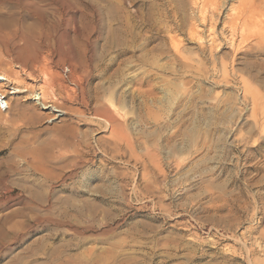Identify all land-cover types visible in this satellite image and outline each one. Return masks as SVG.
I'll return each mask as SVG.
<instances>
[{"label": "rangeland", "instance_id": "1", "mask_svg": "<svg viewBox=\"0 0 264 264\" xmlns=\"http://www.w3.org/2000/svg\"><path fill=\"white\" fill-rule=\"evenodd\" d=\"M204 1L0 0V36L44 30L54 70L90 66L122 125L78 101L54 116L9 83L0 264H264V47L259 26L229 21L240 0ZM13 46L0 70L47 87Z\"/></svg>", "mask_w": 264, "mask_h": 264}, {"label": "bare ground", "instance_id": "2", "mask_svg": "<svg viewBox=\"0 0 264 264\" xmlns=\"http://www.w3.org/2000/svg\"><path fill=\"white\" fill-rule=\"evenodd\" d=\"M206 4L208 6H211L210 8L215 9V6L218 4V1L217 0H205L203 7L206 6ZM239 4H241L240 8L235 7L236 9H239V10H236L237 12H235V9L233 6L230 8L231 11H233V13L230 14L232 16V19L230 18L229 21H231V20L236 21V19H238V20L242 19L245 26L249 22L254 23V25L257 26V27L255 26L256 29L259 26L258 31L257 30H256L257 32L255 31V34L257 33L256 36L258 35L256 42L259 43V44L258 43L257 44L260 45V47H264V28H263L264 27V24H263L264 23L263 22L264 21V0H240ZM0 16H4V15H0ZM202 16H203V14H201V17ZM6 19H7L6 22H8L11 26H14V19L15 18L12 15H7ZM205 20H206V17H202L201 21H205ZM15 23H16V21H15ZM238 23H240V21L236 22V24H238ZM231 26L233 27V24H231ZM251 26L252 25H250V27ZM247 27H249V26H247ZM190 29H191L190 33H192V35L196 34V32H194L192 30V28H190ZM254 29L252 28L253 33H254ZM240 31H241V29H240ZM26 34L27 33H24V34L21 33V35H18V31H15L14 33L11 32V34L7 35V39H5L4 35L0 36V41L9 40V43L11 45H14L13 46L14 48L16 47L18 49V53L20 52V56H18L16 53L18 62L23 67H30L29 74L33 75V78H30L28 76L29 79H33L32 81H34V82H36V80H42L47 85V87L45 86L44 87L45 89H44L43 87L40 86V88L37 89L36 83H31V85L26 84L22 80L11 77L7 73V71L5 72V71L0 70V104H2V108L6 109L11 104V102H9L6 99L7 93H10L9 90L7 89V87L9 86V83H11L13 85V91H15L16 95L21 96L22 91H28L32 95L31 96L32 99L41 107L46 108V107H48V104H51L49 109L52 110V114L54 116H57V117H59L60 115H57V113H55L53 111H55V109H59V107H61V105L63 103H66L68 101L69 102H75V101L81 102L87 108V110L92 111V115L96 119H100L106 123L105 125H107L109 127L112 134L119 133L122 130V127H121L122 125L120 123L121 121L119 122V119L113 113L111 108L107 104H105L102 100V97L98 95V92H97L98 88L95 87L94 90L87 88V84L93 80V73H92L90 66L84 65L81 62H77V59L76 60L70 59L66 63V65L64 66V69H63L64 72L66 70L69 72L68 77L66 78L65 77L66 75L64 76L62 71L54 70V68H53L54 63H52V62H54V60L52 61L51 56L49 54L50 51L48 52V50L50 48L48 50H46V48L43 49L44 47H46V45H49V40H50L49 35L46 32H44V30H41L40 33H38V34L36 33L34 36H31V37L26 35ZM197 35H199V34H197ZM250 35H252V34L250 33ZM117 39L119 40L118 37H117ZM212 39L213 38H211V40ZM18 40L19 41L23 40V41H26L27 43H32L33 45H37V48L34 50L33 54L28 53L27 51H25L24 45H23L24 47L23 46L20 47V45L18 44ZM254 40H256V39H254ZM212 41H214V40H212ZM39 48H40V50H38ZM21 53L24 55H27L26 59L23 58ZM28 62H29V65H28ZM224 64H222V66H224ZM106 68H109V65H107ZM68 82L72 83V86L70 84H68ZM23 97H26V96H23ZM48 98H51V101H48ZM49 102H51V103H49ZM0 116H1V114H0ZM33 117H37V115L33 114ZM47 129L48 128L45 127V128L40 129L38 131H34L35 136H33V137H35V138L38 137L41 132H45ZM59 131H62V139L58 140L57 145H61L62 147L65 145H68V143L70 141L67 140L65 137L69 136L72 133L71 128L62 127ZM51 146H53V144ZM33 150H34L33 151L34 153H36V152L39 153L41 148L35 147V148H33ZM4 161H6V160L4 159ZM2 166L3 165L1 164L0 165V177L3 178L9 172L7 170H4L2 168ZM10 168L11 167H9V169ZM2 182H3V180H2ZM0 184L4 185V182L0 183ZM3 185H2V187H3ZM4 186H6V184Z\"/></svg>", "mask_w": 264, "mask_h": 264}]
</instances>
